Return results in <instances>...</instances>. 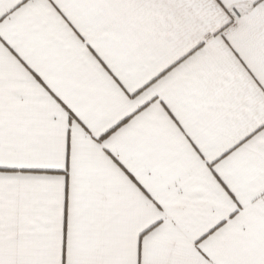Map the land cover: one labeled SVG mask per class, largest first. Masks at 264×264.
Returning a JSON list of instances; mask_svg holds the SVG:
<instances>
[{"label":"snow or ice","instance_id":"6c2138e0","mask_svg":"<svg viewBox=\"0 0 264 264\" xmlns=\"http://www.w3.org/2000/svg\"><path fill=\"white\" fill-rule=\"evenodd\" d=\"M0 264H264V0H0Z\"/></svg>","mask_w":264,"mask_h":264}]
</instances>
